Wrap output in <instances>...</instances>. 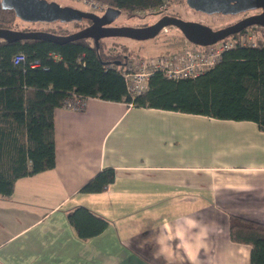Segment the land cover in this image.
<instances>
[{
	"label": "crops",
	"instance_id": "obj_1",
	"mask_svg": "<svg viewBox=\"0 0 264 264\" xmlns=\"http://www.w3.org/2000/svg\"><path fill=\"white\" fill-rule=\"evenodd\" d=\"M54 142L52 168L0 194V264H250L229 219L264 222L255 121L86 97L55 108ZM106 167L104 190H81ZM80 206L107 224L81 236L68 216Z\"/></svg>",
	"mask_w": 264,
	"mask_h": 264
},
{
	"label": "trees",
	"instance_id": "obj_2",
	"mask_svg": "<svg viewBox=\"0 0 264 264\" xmlns=\"http://www.w3.org/2000/svg\"><path fill=\"white\" fill-rule=\"evenodd\" d=\"M106 1L132 16L138 10L157 6L161 0ZM16 17L12 9L0 7V26L10 27L8 23ZM73 22L82 28L81 22ZM103 41L101 38L97 45L93 39L81 38L57 44L42 39L0 38V194H10L18 177L54 166V110L72 94L215 118L252 120L264 130V41L259 46L239 45L224 51L218 63L195 77L169 79L156 72L148 87L134 96L127 91L120 73V64L130 52L106 49ZM17 53H22L24 60L14 63L12 58ZM114 175V169L106 167L81 190L102 191ZM68 216L83 237L107 224L82 206ZM229 236L250 244V264H264V222L231 215Z\"/></svg>",
	"mask_w": 264,
	"mask_h": 264
},
{
	"label": "water",
	"instance_id": "obj_3",
	"mask_svg": "<svg viewBox=\"0 0 264 264\" xmlns=\"http://www.w3.org/2000/svg\"><path fill=\"white\" fill-rule=\"evenodd\" d=\"M185 2L190 8L207 14H236L255 8H261V11L217 29L197 20L174 15L160 16L153 23L146 25H109L121 13L120 8L110 5L102 14H98L70 4H60L55 0H0L1 8L12 9L15 15L25 22H69L82 19L91 21L90 24L65 34L44 29H12L0 26V38L7 41L42 39L57 44L90 38L98 45L99 40L104 37L150 38L158 34L163 27L172 25L177 27L189 42L206 45L238 32L252 23L264 26V0H185Z\"/></svg>",
	"mask_w": 264,
	"mask_h": 264
},
{
	"label": "built area",
	"instance_id": "obj_4",
	"mask_svg": "<svg viewBox=\"0 0 264 264\" xmlns=\"http://www.w3.org/2000/svg\"><path fill=\"white\" fill-rule=\"evenodd\" d=\"M69 1L79 2L85 5L87 10L98 14H102L110 6L106 0ZM174 1L161 0L155 7L138 10L136 15L165 12ZM262 41H264V26L252 23L210 44L198 45L187 40L188 44L178 51H167L147 58L130 55L120 64V73L127 91L134 96L148 87L150 77L156 72L169 79L195 77L218 63L224 51L239 45L259 46ZM12 59L14 63H18L24 60V55L17 53ZM84 105L85 98L75 94L66 97L63 101V106L74 110H80Z\"/></svg>",
	"mask_w": 264,
	"mask_h": 264
},
{
	"label": "rangeland",
	"instance_id": "obj_5",
	"mask_svg": "<svg viewBox=\"0 0 264 264\" xmlns=\"http://www.w3.org/2000/svg\"><path fill=\"white\" fill-rule=\"evenodd\" d=\"M60 4H71L81 9L87 10L88 8L79 3L69 0H55ZM176 12L184 18L192 20H200L203 23L212 25V27H219L225 22H228L235 17L221 16V14H205L199 11H196L190 8L185 0L180 2H173L171 8L168 9ZM160 17V13H147L146 15H132L128 16L125 11H121L119 16L116 18L115 23L117 24H126V25H142L146 23H153ZM82 24V23H81ZM12 29H44V30H56L59 33H67L75 31L77 28L76 23L73 21L64 22V23H39V22H25L19 18H14L11 22L8 23ZM81 27V26H80ZM50 28V29H49ZM53 28V29H51ZM166 29H163L153 37L146 39H135L126 36L118 37H104L103 42L106 49L112 51H121V52H130L131 56L139 57H150L157 54H162L167 51H178L185 47L188 42L187 39L183 36L182 32L172 26H165ZM67 31V32H66Z\"/></svg>",
	"mask_w": 264,
	"mask_h": 264
},
{
	"label": "flooded vegetation",
	"instance_id": "obj_6",
	"mask_svg": "<svg viewBox=\"0 0 264 264\" xmlns=\"http://www.w3.org/2000/svg\"><path fill=\"white\" fill-rule=\"evenodd\" d=\"M261 11V8H255V9H249V10H246V11H242V12H239V13H236V14H221V13H217V14H221V16H229V17H235L234 19L228 21V22H225L224 24H222L221 26L219 27H212V25H209L211 26L212 28L214 29H217V28H221V27H224V26H227V25H230L232 23H235L236 21L240 20L241 18L249 15V14H254V13H258ZM199 12H202V11H199ZM202 13H205V12H202ZM206 14V13H205ZM215 14V13H213ZM163 15H174V16H178V17H182L181 15L177 14L176 12L174 11H171V10H167L165 12H162L160 13V16H163ZM184 18V17H182ZM184 19H188V18H184ZM116 20V19H115ZM115 20L112 21L109 25H123V24H117L115 23ZM197 21H200V20H197ZM79 22L82 23V26L81 27H84L88 24H90V20L89 19H82L80 20ZM201 22V21H200ZM203 23V22H202ZM146 24H149V23H146ZM146 24H142V25H146ZM206 24V23H205ZM175 27V26H174ZM177 28V27H176ZM245 28V27H244ZM80 29V28H79Z\"/></svg>",
	"mask_w": 264,
	"mask_h": 264
}]
</instances>
